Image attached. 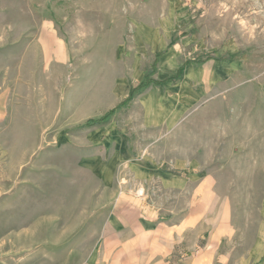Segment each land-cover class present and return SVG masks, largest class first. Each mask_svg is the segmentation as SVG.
Masks as SVG:
<instances>
[{"label": "rangeland", "instance_id": "obj_1", "mask_svg": "<svg viewBox=\"0 0 264 264\" xmlns=\"http://www.w3.org/2000/svg\"><path fill=\"white\" fill-rule=\"evenodd\" d=\"M184 65L102 124L165 171L194 159L184 165L215 176L246 236L264 223V0H0V264L84 261L108 201L83 167L87 122ZM178 101L168 130L141 129ZM131 181L160 201L155 182Z\"/></svg>", "mask_w": 264, "mask_h": 264}, {"label": "crops", "instance_id": "obj_2", "mask_svg": "<svg viewBox=\"0 0 264 264\" xmlns=\"http://www.w3.org/2000/svg\"><path fill=\"white\" fill-rule=\"evenodd\" d=\"M126 93L118 94L112 106ZM190 99H195L194 93ZM173 105L164 103L155 114L146 111L141 129L168 130L170 110L177 116L185 111L184 103ZM91 128L83 167L102 181L108 201L81 264H264V223L244 236L239 213L229 195L218 189L215 176H201L184 165L194 159L177 160L182 171H165L156 165L151 150L134 144L114 121ZM126 179L136 187L155 182L160 201L149 203L135 189H126Z\"/></svg>", "mask_w": 264, "mask_h": 264}, {"label": "trees", "instance_id": "obj_3", "mask_svg": "<svg viewBox=\"0 0 264 264\" xmlns=\"http://www.w3.org/2000/svg\"><path fill=\"white\" fill-rule=\"evenodd\" d=\"M185 65L179 69L178 73L175 76H173V77H171V78H169L167 80H164V81H156V80L145 79L139 85H137L136 87H133L131 89L128 97L123 102H121L120 104H118L117 107H115L113 110H111L108 114H106L105 116L101 117L100 119H97V120H89L87 122V126L99 125V124H102V123L106 122L109 119V117L113 113H115V111L118 108L128 105L131 101H133V99H134V97H135V95L137 93H139L140 91L148 88L149 86H151V85H163V84L168 83L171 80H175L176 78H178L180 76V73H181L182 69L185 67Z\"/></svg>", "mask_w": 264, "mask_h": 264}]
</instances>
